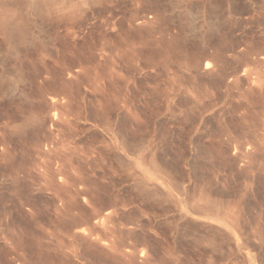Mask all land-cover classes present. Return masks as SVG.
<instances>
[{"label": "rangeland", "instance_id": "1", "mask_svg": "<svg viewBox=\"0 0 264 264\" xmlns=\"http://www.w3.org/2000/svg\"><path fill=\"white\" fill-rule=\"evenodd\" d=\"M0 264H264V0H0Z\"/></svg>", "mask_w": 264, "mask_h": 264}, {"label": "bare ground", "instance_id": "2", "mask_svg": "<svg viewBox=\"0 0 264 264\" xmlns=\"http://www.w3.org/2000/svg\"><path fill=\"white\" fill-rule=\"evenodd\" d=\"M40 0H28V3H29V5L34 9V8H36L37 6H38V2H39ZM255 9V8H254ZM187 10V9H186ZM189 10H187V12H186V16H189V15H191V13L190 12H188ZM184 15H185V13H184ZM192 15H193V13H192ZM257 15V14H256ZM190 17V16H189ZM189 17H188V19H189ZM212 20V19H211ZM210 23V22H209ZM215 26V25H214ZM213 28V27H212ZM202 42H204V41H202ZM211 65V62L210 61H208V59L207 60H205V62H204V68L205 69H207V68H209V66ZM55 118V117H54ZM66 153V152H65ZM70 153H72V152H70ZM67 155V154H66ZM69 155V154H68ZM65 156V155H64ZM64 156H63V158H64ZM72 156V155H71ZM70 157V156H69ZM85 157V156H84ZM68 159V162L70 161V165H71V157L70 158H67ZM62 161V160H61ZM67 161V160H66ZM59 162V161H58ZM63 162H64V159H63ZM88 162V161H87ZM64 164H66V163H64ZM69 164V163H68ZM58 166H57V170H58V174H63V172H65V170H64V167H66L65 165L63 166V163H59V164H57ZM89 166V165H88ZM156 166V173H157V176H158V178L159 179H161V182L162 183H164V181L166 180V178H165V176H164V171H163V169H162V167L160 166V165H158V164H156L155 165ZM73 167H75V166H73ZM67 168V167H66ZM72 169H70V171H71ZM75 170V169H74ZM44 172V171H43ZM69 172V171H68ZM72 172V171H71ZM81 173H82V175H83V172H80V171H77V170H75L74 171V173H70V176L69 177H67L66 175L67 174H65V179H68V181H69V178H70V183H71V185H73L74 184V180H75V178H77V176L78 175H80V176H78V177H81ZM45 174V173H44ZM59 175V176H60ZM63 177V176H62ZM67 177V178H66ZM61 178V177H60ZM64 178L62 179L61 178V180H65ZM79 179V178H78ZM81 179H82V177H81ZM81 179H79V180H81ZM84 179V178H83ZM67 181V182H68ZM82 181V180H81ZM66 182V183H67ZM64 184H65V181L63 182ZM69 183V182H68ZM83 192L84 190L81 188V190L79 191V192ZM166 191H167V193H171V190H169L167 187H166ZM187 205V204H186ZM161 207V206H160ZM201 209V208H200ZM203 209V208H202ZM182 211L183 212H185V213H189V214H192V213H190L188 210H186V209H182ZM199 211V210H198ZM202 214H205L204 213V210H202ZM206 212V211H205ZM209 212L207 211V214H208ZM70 214V213H69ZM151 215V214H150ZM155 216V215H154ZM209 216V215H208ZM153 217V216H152ZM158 217V216H157ZM210 218H212L211 216H209ZM192 218V217H191ZM213 219H214V216H213ZM215 219L216 220H218V221H222L223 223H224V221L222 220V219H219V217L217 218V217H215ZM150 220V219H149ZM119 221V220H118ZM117 222V221H116ZM120 224V223H119ZM115 225H116V223H115ZM118 225V224H117ZM122 225V224H121ZM223 225H225V224H223ZM135 226V225H134ZM117 227V226H116ZM229 227V226H228ZM134 228V227H133ZM120 229H123V228H120ZM119 228H118V230H120ZM80 230V229H79ZM117 230V231H118ZM128 230V229H127ZM136 230V229H135ZM121 232H122V230H121ZM130 232V231H129ZM120 233V232H119ZM143 233V232H142ZM133 234V233H132ZM132 234H131V236H132ZM157 234V233H156ZM166 235V234H165ZM130 236V237H131ZM120 237V236H119ZM136 237V236H135ZM117 239V238H116ZM115 239V240H116ZM147 240V239H146ZM145 240V241H146ZM119 241V240H118ZM121 242V241H120ZM144 242V241H143ZM154 242V241H153ZM137 244V243H136ZM140 244V243H139ZM137 246V245H136ZM144 251V250H143ZM142 252V251H141ZM177 252V251H176ZM165 257H166V255H165ZM158 258V257H157ZM178 258V257H177Z\"/></svg>", "mask_w": 264, "mask_h": 264}]
</instances>
